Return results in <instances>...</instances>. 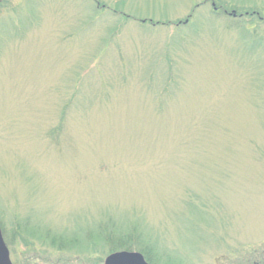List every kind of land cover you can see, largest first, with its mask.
<instances>
[{"label": "rangeland", "instance_id": "obj_1", "mask_svg": "<svg viewBox=\"0 0 264 264\" xmlns=\"http://www.w3.org/2000/svg\"><path fill=\"white\" fill-rule=\"evenodd\" d=\"M0 228L13 264H264V0H0Z\"/></svg>", "mask_w": 264, "mask_h": 264}, {"label": "water", "instance_id": "obj_2", "mask_svg": "<svg viewBox=\"0 0 264 264\" xmlns=\"http://www.w3.org/2000/svg\"><path fill=\"white\" fill-rule=\"evenodd\" d=\"M0 264H12L8 248L0 229ZM104 264H147L142 255L133 252H115L107 256Z\"/></svg>", "mask_w": 264, "mask_h": 264}, {"label": "trees", "instance_id": "obj_3", "mask_svg": "<svg viewBox=\"0 0 264 264\" xmlns=\"http://www.w3.org/2000/svg\"><path fill=\"white\" fill-rule=\"evenodd\" d=\"M130 236H127V238H129ZM122 249H125V248H122Z\"/></svg>", "mask_w": 264, "mask_h": 264}]
</instances>
